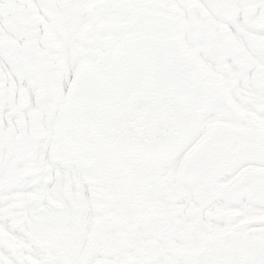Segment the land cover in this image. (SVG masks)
<instances>
[{
    "label": "snow or ice",
    "instance_id": "obj_1",
    "mask_svg": "<svg viewBox=\"0 0 264 264\" xmlns=\"http://www.w3.org/2000/svg\"><path fill=\"white\" fill-rule=\"evenodd\" d=\"M0 264H264V0H0Z\"/></svg>",
    "mask_w": 264,
    "mask_h": 264
}]
</instances>
